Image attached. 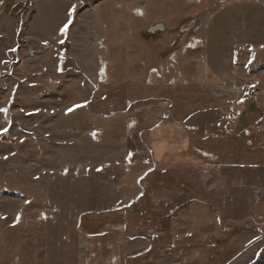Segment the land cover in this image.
<instances>
[{"label": "rangeland", "instance_id": "1", "mask_svg": "<svg viewBox=\"0 0 264 264\" xmlns=\"http://www.w3.org/2000/svg\"><path fill=\"white\" fill-rule=\"evenodd\" d=\"M122 3L145 0H0V264H264V0L170 28L177 47L217 35L214 76L175 89L148 71L167 61L145 31L162 20L146 24L150 5L116 27ZM104 24L154 86L96 83Z\"/></svg>", "mask_w": 264, "mask_h": 264}, {"label": "crops", "instance_id": "2", "mask_svg": "<svg viewBox=\"0 0 264 264\" xmlns=\"http://www.w3.org/2000/svg\"><path fill=\"white\" fill-rule=\"evenodd\" d=\"M253 2L254 0H145V5L139 6L136 10H132L131 7L124 5L125 3H122L120 5L112 4L111 9L115 10L116 18H118V24L115 20L114 21L115 26L118 27L119 19L121 20V18H124L127 22H130L133 11L142 10L151 5V8H149V12L151 15L146 24L156 19H161L162 21L151 24L150 26L147 25L148 27L145 26V28L147 27L145 31L148 34L152 35L159 34V36H157L159 37L157 39V42H160L161 45L159 46L165 49L164 54L162 53V55H160V58L165 55L167 57V61L164 62L163 60H161L162 63L159 62L156 64V66L154 65V67L156 68L155 70H151L150 68L148 71L149 73H153L154 71V73L160 75L161 77L163 76V74H165V77L169 76L168 79L160 78L159 81H155L156 83H158L156 85L158 89H175L178 87L179 83L188 88L189 86H194L195 82H204V80L209 75L214 76L213 70L209 69V64L206 57L209 53L207 54L206 52H210V43L212 40L217 39V35L208 30V32L206 31L208 34L205 33L206 35H204L203 37L191 36L187 38L186 42L177 47L179 41L174 37V33H172L169 29L172 27H177L180 24L179 22L181 20H185L186 18H188V16L196 12H201L200 14H202L203 16L211 12L218 13L219 19H222V22H224L227 12H238L240 7L242 6H244L245 10L246 8H252L251 3ZM244 3L246 4L244 5ZM159 10H161L160 14L154 13ZM116 11H120L122 14H118ZM214 18L215 17L211 19ZM159 25L163 27V31L152 33L151 30ZM231 25L232 24L229 23V26ZM207 27L209 29L211 25H207ZM101 29L102 27H98V33L101 35V39H104L105 46L100 47V53H98L97 56L101 54V52H105L107 53L106 55L108 56V58L105 60L104 66L102 68H99V63H97L96 83L104 87L115 86L114 89L116 87L121 88L126 84L140 86V84L142 83V77L145 76L146 78V75V81L148 82L145 81V83H153L151 80L149 81L147 71L146 74L144 73V69H146L145 64L139 61L140 59H142V56L136 55L137 59H135L133 56L128 57V55L125 54L127 57L122 60L123 55L121 52L124 50V48L122 41H120L118 37L116 38L118 34L115 35V38L109 37L108 30L105 29V24L103 27V31H101ZM220 39H223V35L220 36ZM104 41H102L101 43H104ZM109 46H111V48L114 49L117 53L114 52L113 54H111V49L109 48ZM249 46L251 51L249 54V60L251 61V63H255L257 58V52L255 51L256 49L252 45ZM125 50L129 49L125 48ZM132 51H135V47ZM202 53H206V56L201 55ZM195 54L196 56L201 55L199 60H202L203 67L200 70L196 67ZM236 58L237 56L235 54H232V64L236 62ZM121 61L124 65L121 63ZM155 84L150 85L154 86ZM250 94L251 93H246V96H249ZM237 110L239 113H242V109H240V107H238ZM205 118L208 119V116L205 114H197L190 119L193 122L197 121L198 123H202L206 120ZM160 132L157 131L156 133H153V135ZM162 141L163 138L160 139L158 143H154L153 145L155 156L160 158L163 157L166 150V147L162 145ZM255 256L256 255H254V260L256 259Z\"/></svg>", "mask_w": 264, "mask_h": 264}, {"label": "snow or ice", "instance_id": "3", "mask_svg": "<svg viewBox=\"0 0 264 264\" xmlns=\"http://www.w3.org/2000/svg\"><path fill=\"white\" fill-rule=\"evenodd\" d=\"M75 12H76V8H75V6H73V7L70 9L69 13H68V16H69L68 23H66V24L64 25V27L60 29V32H61V35H62V36L66 35L67 32L69 31V27H70V25H71L72 22H73V21L71 20V17L75 14ZM140 15H143V13H140ZM60 43H64V41L61 40ZM13 50H14V49H13ZM253 87H255V86H253ZM240 103H243V101H240ZM87 104H88V101H85L83 104H75V105H73V107L67 109L66 114H70V113L75 112V111L78 110V109H81V108L87 107ZM7 111H8L7 108H0V112L7 113ZM7 131H8L7 128L3 129V131L0 132V135H4V134H6ZM93 135H95V133H93ZM131 156H132V154L130 153L129 156H128L129 162H131ZM5 159H7V157H5ZM97 170L100 171V169H97ZM141 179H143V177H142ZM141 195H143V194H141ZM29 203H30V202H29ZM0 219H6V217H0ZM41 219H43V220H47V216L44 215V214H41ZM20 221H21V215H20V214H17V216H16V220H15V223L13 224V227H15L16 224H19ZM189 235H191V234L189 233ZM262 251H264V250H262Z\"/></svg>", "mask_w": 264, "mask_h": 264}, {"label": "water", "instance_id": "4", "mask_svg": "<svg viewBox=\"0 0 264 264\" xmlns=\"http://www.w3.org/2000/svg\"><path fill=\"white\" fill-rule=\"evenodd\" d=\"M163 31V27L161 25L156 26L154 29L151 30L152 33Z\"/></svg>", "mask_w": 264, "mask_h": 264}, {"label": "bare ground", "instance_id": "5", "mask_svg": "<svg viewBox=\"0 0 264 264\" xmlns=\"http://www.w3.org/2000/svg\"><path fill=\"white\" fill-rule=\"evenodd\" d=\"M3 10H2V7L0 5V15L2 14ZM47 49V48H46Z\"/></svg>", "mask_w": 264, "mask_h": 264}, {"label": "built area", "instance_id": "6", "mask_svg": "<svg viewBox=\"0 0 264 264\" xmlns=\"http://www.w3.org/2000/svg\"><path fill=\"white\" fill-rule=\"evenodd\" d=\"M43 49H45L46 47H42ZM48 48V47H47Z\"/></svg>", "mask_w": 264, "mask_h": 264}, {"label": "trees", "instance_id": "7", "mask_svg": "<svg viewBox=\"0 0 264 264\" xmlns=\"http://www.w3.org/2000/svg\"><path fill=\"white\" fill-rule=\"evenodd\" d=\"M259 260V259H258Z\"/></svg>", "mask_w": 264, "mask_h": 264}]
</instances>
